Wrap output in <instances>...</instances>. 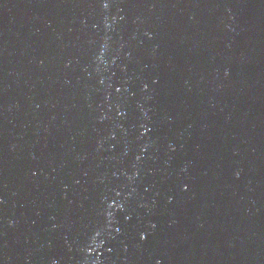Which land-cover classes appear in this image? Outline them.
I'll list each match as a JSON object with an SVG mask.
<instances>
[{"label": "water", "instance_id": "1", "mask_svg": "<svg viewBox=\"0 0 264 264\" xmlns=\"http://www.w3.org/2000/svg\"><path fill=\"white\" fill-rule=\"evenodd\" d=\"M0 264H264V0H0Z\"/></svg>", "mask_w": 264, "mask_h": 264}]
</instances>
